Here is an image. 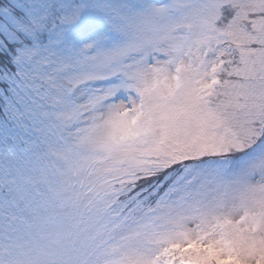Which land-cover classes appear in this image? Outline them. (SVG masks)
Wrapping results in <instances>:
<instances>
[{"label": "snow or ice", "instance_id": "obj_1", "mask_svg": "<svg viewBox=\"0 0 264 264\" xmlns=\"http://www.w3.org/2000/svg\"><path fill=\"white\" fill-rule=\"evenodd\" d=\"M0 264H264V0H0Z\"/></svg>", "mask_w": 264, "mask_h": 264}]
</instances>
